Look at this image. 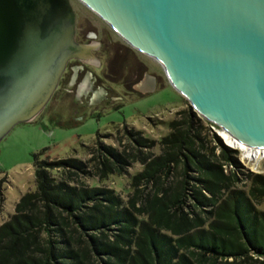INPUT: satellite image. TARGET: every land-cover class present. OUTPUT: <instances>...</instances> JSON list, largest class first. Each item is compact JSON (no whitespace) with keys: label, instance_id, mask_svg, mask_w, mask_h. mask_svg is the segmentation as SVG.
Segmentation results:
<instances>
[{"label":"trees","instance_id":"trees-1","mask_svg":"<svg viewBox=\"0 0 264 264\" xmlns=\"http://www.w3.org/2000/svg\"><path fill=\"white\" fill-rule=\"evenodd\" d=\"M183 112L134 182L160 183L181 166L185 177L197 174L192 193L184 178L145 197L137 189L125 203L111 189L55 177V168H85L76 158L44 160L45 148L34 154L36 190L0 225V264H264L253 256L264 257V210L255 204L264 198V174H250L249 191L235 187L237 173L220 160L238 165L236 151L216 136L220 155L209 152L197 131L215 123L191 107ZM189 197L194 209L186 211Z\"/></svg>","mask_w":264,"mask_h":264},{"label":"water","instance_id":"water-1","mask_svg":"<svg viewBox=\"0 0 264 264\" xmlns=\"http://www.w3.org/2000/svg\"><path fill=\"white\" fill-rule=\"evenodd\" d=\"M81 1L200 117L264 149V0ZM75 23L70 0H0V142L41 114L74 57L100 68L102 43L76 41Z\"/></svg>","mask_w":264,"mask_h":264},{"label":"rangeland","instance_id":"rangeland-1","mask_svg":"<svg viewBox=\"0 0 264 264\" xmlns=\"http://www.w3.org/2000/svg\"><path fill=\"white\" fill-rule=\"evenodd\" d=\"M71 1L80 17L88 16L94 23L101 22L82 2ZM110 31L115 38L134 50L114 31ZM134 51L149 65L154 62L151 57ZM160 72L162 79L156 89L142 94L125 90L110 91L109 96L97 104L96 101L92 102L93 98L76 102L74 94L58 93L49 108H45L35 120L15 126L0 142V225L16 212V205L25 193L36 190L34 154L45 148L44 160L76 158L85 168L84 171L55 168L51 170L55 177L72 184L111 189L125 203L132 197L137 198V189L145 197L161 182L166 186L171 181L184 178H188L187 186L192 193L197 174L190 171L185 177L181 166L174 169L170 177L163 176L160 183L152 180L139 184L134 182V175L143 171L151 158L163 152L160 141L172 131L170 121L184 118L186 114L181 111L189 107L194 110L170 83L164 70ZM197 129L194 127L195 131ZM221 130L222 127L217 124L204 122V126L197 131L200 135L198 142L204 144L209 152L214 147L216 155H220L221 146L217 137L227 145ZM143 139L153 143H142ZM229 147L236 151L238 165L235 161H220L226 173H237L239 180L235 187L249 191L252 185L250 174H264V157L250 159L242 150ZM143 197L139 198L137 206L141 205ZM187 204L186 211L194 209L191 197L187 199ZM255 204L264 210V198L256 200ZM253 256L264 259L259 255Z\"/></svg>","mask_w":264,"mask_h":264},{"label":"flooded vegetation","instance_id":"flooded-vegetation-1","mask_svg":"<svg viewBox=\"0 0 264 264\" xmlns=\"http://www.w3.org/2000/svg\"><path fill=\"white\" fill-rule=\"evenodd\" d=\"M79 1L82 2L81 0ZM84 5L101 22L94 23L88 16L80 17L73 6L76 14L75 39L78 42L96 41L102 43L99 49H91V53L100 63V68L93 63L74 57L65 69L45 108H49L58 93L74 94L76 102L86 98H93L92 102L96 101L95 104H97L105 100L109 96L110 91L119 92L120 90H125V92L142 94L152 87L156 89L162 79V73L160 72L163 69L162 65L153 57L126 42L106 20L86 4ZM110 30L114 31L118 37L132 46L134 50L154 59V62L152 61L149 65L146 59L141 58L134 50L127 47L118 38H115ZM158 64H160L161 69H159Z\"/></svg>","mask_w":264,"mask_h":264},{"label":"bare ground","instance_id":"bare-ground-1","mask_svg":"<svg viewBox=\"0 0 264 264\" xmlns=\"http://www.w3.org/2000/svg\"><path fill=\"white\" fill-rule=\"evenodd\" d=\"M221 135L227 145L229 144L232 147L242 150L247 158L259 160L264 157V149L246 145L223 128L221 130Z\"/></svg>","mask_w":264,"mask_h":264}]
</instances>
